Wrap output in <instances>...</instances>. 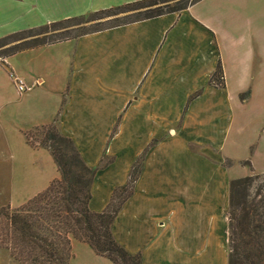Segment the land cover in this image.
<instances>
[{"label": "crops", "instance_id": "crops-1", "mask_svg": "<svg viewBox=\"0 0 264 264\" xmlns=\"http://www.w3.org/2000/svg\"><path fill=\"white\" fill-rule=\"evenodd\" d=\"M136 1L0 0V38ZM263 1L200 0L0 59V207L22 206L59 177L50 152L24 135L56 123L95 170L91 212H102L141 163L111 225L126 252L139 254L141 264H228L235 162L224 165L210 150L223 151L236 103L226 59L253 42L254 10ZM218 62L223 88L209 84ZM70 251L68 264H113L75 239Z\"/></svg>", "mask_w": 264, "mask_h": 264}, {"label": "trees", "instance_id": "trees-1", "mask_svg": "<svg viewBox=\"0 0 264 264\" xmlns=\"http://www.w3.org/2000/svg\"><path fill=\"white\" fill-rule=\"evenodd\" d=\"M198 1L200 0L189 5ZM167 2L168 0H141L88 14L116 15L130 9H145L140 18L121 22L116 19L114 24L107 27L100 28L101 24H96L86 30L74 23H82L84 17L88 16L85 15L7 35L0 38V48L10 46L3 50L0 59L25 50L180 12L189 6L170 8ZM160 4L165 5L159 6ZM154 6L157 7L152 8ZM209 84L224 87L219 62ZM248 94L249 91L240 98L243 100ZM32 130L39 132L37 135H41L42 140L33 145L27 131L24 134L27 142L32 147L44 148L50 152L59 177L46 190L22 206L0 208V218L4 224L0 244L5 245L4 249L10 251L11 257L21 264H68L72 257L70 241L75 239L87 244L96 255L113 264H141L140 255L126 252L115 242L111 233L114 219L123 203L132 195L141 163L137 162L132 166L127 183L113 191L105 209L94 213L89 210L88 202L95 170L86 166L72 140L59 133L56 123ZM226 165H230V162H226ZM227 218L228 264H264V174L230 181Z\"/></svg>", "mask_w": 264, "mask_h": 264}, {"label": "rangeland", "instance_id": "rangeland-1", "mask_svg": "<svg viewBox=\"0 0 264 264\" xmlns=\"http://www.w3.org/2000/svg\"><path fill=\"white\" fill-rule=\"evenodd\" d=\"M194 1L168 0L167 5L170 8H181L188 6ZM163 5L165 4H160L159 6ZM155 7L157 6L152 8ZM144 10L130 9L116 15H88L84 17L85 19L82 23H74L84 27L86 30L91 29L96 24H101L99 26L102 28L114 24L116 19H118L117 22H121L140 18L143 16L141 12ZM254 16L255 24L252 30L255 33V38L253 42L238 45V48L226 59L227 73L225 82L229 94L236 98L232 102L236 103L232 105L231 121L225 136L223 151L210 150L215 153V156L224 159V165H226L225 160H234L235 164L230 169V180L264 173V1L261 6L254 10ZM246 18H244L243 23H246ZM241 25L243 24L241 23ZM243 32L245 30L242 26L238 33L241 34ZM71 34L73 35L74 32ZM8 46L10 45L1 47L0 54ZM248 48H252L253 52L252 55L246 57L245 51ZM246 69L248 70L247 73ZM247 91H249L248 96L242 100L240 96ZM29 133V141L33 145L41 142V135H37L39 132L30 130ZM248 161L252 164L253 170ZM244 162H247L248 165L244 164ZM218 184L220 185V183ZM3 197L0 195V205H3L6 201ZM3 229V220L0 218L1 237ZM4 246L0 244V264H21L11 257L10 251L4 249Z\"/></svg>", "mask_w": 264, "mask_h": 264}, {"label": "built area", "instance_id": "built-area-1", "mask_svg": "<svg viewBox=\"0 0 264 264\" xmlns=\"http://www.w3.org/2000/svg\"><path fill=\"white\" fill-rule=\"evenodd\" d=\"M16 88H17V90H18V92H24L25 91V87H24V85L21 83V82H17V84H16Z\"/></svg>", "mask_w": 264, "mask_h": 264}]
</instances>
